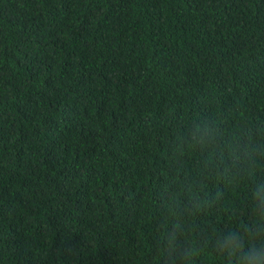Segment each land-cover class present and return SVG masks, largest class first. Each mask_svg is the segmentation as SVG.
I'll return each mask as SVG.
<instances>
[{
    "label": "trees",
    "instance_id": "16d2710c",
    "mask_svg": "<svg viewBox=\"0 0 264 264\" xmlns=\"http://www.w3.org/2000/svg\"><path fill=\"white\" fill-rule=\"evenodd\" d=\"M196 114L264 124V0H0V264H157ZM203 187L194 236L247 219L245 184Z\"/></svg>",
    "mask_w": 264,
    "mask_h": 264
},
{
    "label": "clouds",
    "instance_id": "9594fccd",
    "mask_svg": "<svg viewBox=\"0 0 264 264\" xmlns=\"http://www.w3.org/2000/svg\"><path fill=\"white\" fill-rule=\"evenodd\" d=\"M170 149L175 190L165 189L167 203L152 241L157 264H191L209 248L223 264H264V124L242 118L229 127L220 117L196 114L174 130ZM187 159L195 164L185 171ZM213 179L233 190L246 185L247 219L233 209L230 215H240L235 226L194 236V218L212 206L203 186Z\"/></svg>",
    "mask_w": 264,
    "mask_h": 264
}]
</instances>
